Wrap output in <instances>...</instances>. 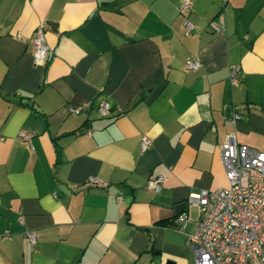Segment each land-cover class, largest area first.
<instances>
[{"label":"crops","instance_id":"crops-1","mask_svg":"<svg viewBox=\"0 0 264 264\" xmlns=\"http://www.w3.org/2000/svg\"><path fill=\"white\" fill-rule=\"evenodd\" d=\"M179 1L0 0V264H193L185 200L226 183L225 132L264 151V0H189L185 13Z\"/></svg>","mask_w":264,"mask_h":264},{"label":"built area","instance_id":"built-area-1","mask_svg":"<svg viewBox=\"0 0 264 264\" xmlns=\"http://www.w3.org/2000/svg\"><path fill=\"white\" fill-rule=\"evenodd\" d=\"M189 7V0H180L179 12L185 13ZM182 24L185 32L193 28L186 18ZM210 24L221 29L213 19ZM33 43L34 63L45 64L49 47L45 41L43 22L33 32ZM197 65L198 62L192 58L184 60L185 68H195ZM238 68V65L230 66L228 80L231 84L238 83L235 75ZM90 103L69 105L68 110L80 113ZM112 109L107 97L96 104L100 116H109ZM240 117L241 113L233 110L223 119V124L234 123ZM232 135V132L226 131L218 144L226 183L213 188H199L190 192L185 200L186 206L196 205L198 208L192 230L186 233L194 254L193 264H264V151L235 142ZM20 137L30 143V134L25 130L20 131ZM150 143L151 139L142 135L141 147L144 149ZM87 179L89 182L100 181L93 175ZM164 180L165 176L158 173L147 180L146 187L158 189ZM187 219L186 212L176 217L180 230ZM7 232H1L0 238ZM26 235L35 241L38 234L28 230Z\"/></svg>","mask_w":264,"mask_h":264},{"label":"water","instance_id":"water-1","mask_svg":"<svg viewBox=\"0 0 264 264\" xmlns=\"http://www.w3.org/2000/svg\"><path fill=\"white\" fill-rule=\"evenodd\" d=\"M182 207H183V204L182 203H177L174 206V211H176L177 209L182 208Z\"/></svg>","mask_w":264,"mask_h":264},{"label":"rangeland","instance_id":"rangeland-1","mask_svg":"<svg viewBox=\"0 0 264 264\" xmlns=\"http://www.w3.org/2000/svg\"><path fill=\"white\" fill-rule=\"evenodd\" d=\"M180 2V1H179Z\"/></svg>","mask_w":264,"mask_h":264}]
</instances>
